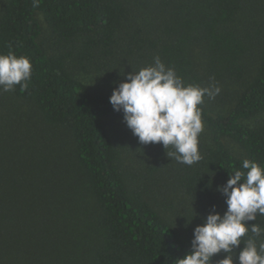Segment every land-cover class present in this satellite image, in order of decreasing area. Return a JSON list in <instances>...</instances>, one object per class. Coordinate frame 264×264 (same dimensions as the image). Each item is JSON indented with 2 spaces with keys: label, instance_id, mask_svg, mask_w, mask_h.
<instances>
[{
  "label": "trees",
  "instance_id": "1",
  "mask_svg": "<svg viewBox=\"0 0 264 264\" xmlns=\"http://www.w3.org/2000/svg\"><path fill=\"white\" fill-rule=\"evenodd\" d=\"M129 1H0V53L32 63L26 90L0 91V264H175L212 206L226 209L217 186L247 171L244 159L264 166V1L145 0L147 25L127 24ZM120 40L126 69L103 88L89 89L69 70L73 61L111 58ZM156 56L184 84L239 88L226 111L205 97L198 106L209 139L199 162L178 163L170 147L130 169L104 125L107 116L123 119L109 96L124 73ZM156 175L183 191L181 208L159 206L169 180ZM248 223L264 227V216Z\"/></svg>",
  "mask_w": 264,
  "mask_h": 264
},
{
  "label": "clouds",
  "instance_id": "2",
  "mask_svg": "<svg viewBox=\"0 0 264 264\" xmlns=\"http://www.w3.org/2000/svg\"><path fill=\"white\" fill-rule=\"evenodd\" d=\"M34 4L38 0H33ZM32 63L25 55L12 51L0 53V91L19 85L28 88ZM125 79L112 89L109 102L114 111L122 112L123 121L142 144L161 143L167 157L191 166L202 159L198 137L203 131L201 109L204 97L215 98L220 88L215 84L201 87L184 84L175 70L159 56L137 72L124 73ZM242 169L234 170L217 190L227 205L223 214L212 210L193 229L191 250L178 257L175 264H212L221 251L226 255L217 264H264V227L256 223L264 216V166L244 159ZM251 232V236L243 239ZM243 244L242 248L239 246ZM239 248L238 255L234 252Z\"/></svg>",
  "mask_w": 264,
  "mask_h": 264
},
{
  "label": "rangeland",
  "instance_id": "3",
  "mask_svg": "<svg viewBox=\"0 0 264 264\" xmlns=\"http://www.w3.org/2000/svg\"><path fill=\"white\" fill-rule=\"evenodd\" d=\"M260 1L264 0H251V4H249V6H251L254 2L260 3ZM129 6L132 10V19H130L127 24L135 21L139 25L143 23H146L145 25H147L148 22H150L149 19L151 18V12H149V8L146 5L145 0H130ZM251 10L252 8L249 11ZM249 11L247 13H249ZM244 17V13H240L238 15L239 20H243ZM258 17L260 18V16ZM36 18L39 21L41 29L40 40L43 42L45 50L47 52H51L53 46L49 37V29L39 12H36ZM119 42L120 44L117 46L116 53L111 58H97V60L93 62L85 61L82 65H80L77 61H73L72 63H69V70L72 71L73 74L83 83H85L89 89L103 88L107 79H112L114 76L123 74L126 69H124L125 66L123 65L126 61L123 60L125 54L121 52L124 47L123 42L121 40ZM215 85L220 88L219 94L213 99H209L205 96L206 101L214 111H226L229 106L233 104L234 92L239 88V85L232 82H220ZM104 125L108 136L116 145H118L122 160L130 169L140 168V166L144 167L151 158L161 155L163 151L170 148L169 146V148L165 149L161 143H140L138 138L133 135L132 131L126 126L122 118L107 116L104 118ZM198 140V150L209 144L208 134L204 126L203 131L199 134ZM228 145L237 149V147L231 142H228ZM155 178L163 181L169 180L167 181L168 186H165L167 190L166 192L168 193L165 195L166 198L159 203V206L162 208L171 206L168 207V209L181 208L182 201L186 196L183 191L176 188L171 180L167 179L165 176L160 177L156 175ZM167 215L170 216L169 212L166 213V216Z\"/></svg>",
  "mask_w": 264,
  "mask_h": 264
}]
</instances>
